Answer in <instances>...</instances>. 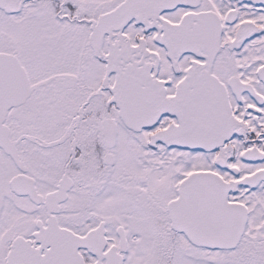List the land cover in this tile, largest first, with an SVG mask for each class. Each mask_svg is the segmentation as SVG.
<instances>
[{"label":"snow or ice","instance_id":"6c2138e0","mask_svg":"<svg viewBox=\"0 0 264 264\" xmlns=\"http://www.w3.org/2000/svg\"><path fill=\"white\" fill-rule=\"evenodd\" d=\"M0 264H264V0H0Z\"/></svg>","mask_w":264,"mask_h":264}]
</instances>
